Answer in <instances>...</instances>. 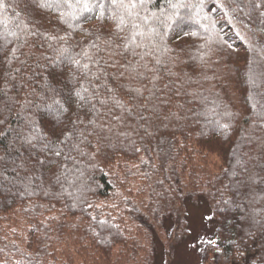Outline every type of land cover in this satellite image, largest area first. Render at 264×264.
<instances>
[{
	"label": "trees",
	"instance_id": "1",
	"mask_svg": "<svg viewBox=\"0 0 264 264\" xmlns=\"http://www.w3.org/2000/svg\"><path fill=\"white\" fill-rule=\"evenodd\" d=\"M102 1L0 0V264H171L188 197L264 264V0Z\"/></svg>",
	"mask_w": 264,
	"mask_h": 264
},
{
	"label": "rangeland",
	"instance_id": "2",
	"mask_svg": "<svg viewBox=\"0 0 264 264\" xmlns=\"http://www.w3.org/2000/svg\"><path fill=\"white\" fill-rule=\"evenodd\" d=\"M106 2L107 0L103 4L105 5ZM190 27L199 29L200 26L197 24ZM186 207L189 234L177 245L171 264H200L201 250L207 242L211 241L215 231V223L210 218L211 208L206 199L188 197ZM163 261L164 253L159 247L155 264H162Z\"/></svg>",
	"mask_w": 264,
	"mask_h": 264
},
{
	"label": "snow or ice",
	"instance_id": "3",
	"mask_svg": "<svg viewBox=\"0 0 264 264\" xmlns=\"http://www.w3.org/2000/svg\"><path fill=\"white\" fill-rule=\"evenodd\" d=\"M91 2V0H41V7L44 8H50L53 10H57L59 11L61 8H73L74 6H80L82 8L83 11H89V3ZM139 2V4H143L144 0H130V2L128 4H124L123 0H110L111 5H117L119 4L121 7H124L127 11V14L129 16H138L139 14L134 12L133 9H135L137 7V3ZM181 7L183 5H180ZM203 6V0H200V5L199 7L202 8ZM96 7H106L104 5H101L99 3L96 4ZM173 7H176V5H173ZM71 13H64L61 12V20L64 19L65 15H70ZM178 15V14H177ZM144 22L147 23L148 18L144 17ZM171 19V18H170ZM123 18H121L120 23L122 24ZM179 22H177L178 25ZM166 26H170V25H166ZM119 27V25H118ZM133 27L136 29L140 28V25L138 24H133ZM151 31H155V29H152ZM188 34V33H186ZM136 35H144L143 32H140L139 30L134 34L133 39H135ZM191 35H196V33H191ZM50 39H56V37H50ZM61 39H63V37H61ZM75 63H77L79 65V61H75ZM84 69L87 70L88 69V65L85 64L83 65ZM86 91V90H85ZM83 98V97H81ZM53 104L56 105L57 110H60V102L59 101H53ZM51 107V106H50Z\"/></svg>",
	"mask_w": 264,
	"mask_h": 264
}]
</instances>
